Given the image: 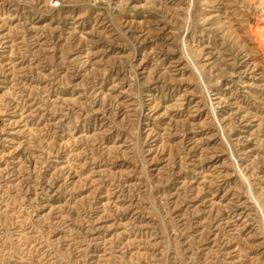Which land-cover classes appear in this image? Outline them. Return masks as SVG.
Returning <instances> with one entry per match:
<instances>
[{
    "label": "rangeland",
    "instance_id": "obj_1",
    "mask_svg": "<svg viewBox=\"0 0 264 264\" xmlns=\"http://www.w3.org/2000/svg\"><path fill=\"white\" fill-rule=\"evenodd\" d=\"M263 20L0 0V264H264Z\"/></svg>",
    "mask_w": 264,
    "mask_h": 264
},
{
    "label": "bare ground",
    "instance_id": "obj_2",
    "mask_svg": "<svg viewBox=\"0 0 264 264\" xmlns=\"http://www.w3.org/2000/svg\"><path fill=\"white\" fill-rule=\"evenodd\" d=\"M250 34H252L257 47L260 48L261 51H264V20L260 21L259 24L252 27V29L250 30ZM263 51L262 53H264Z\"/></svg>",
    "mask_w": 264,
    "mask_h": 264
}]
</instances>
